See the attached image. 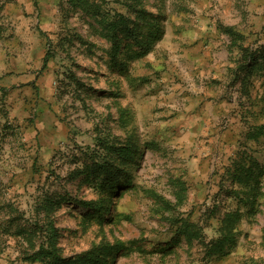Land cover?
Returning a JSON list of instances; mask_svg holds the SVG:
<instances>
[{
  "label": "rangeland",
  "instance_id": "374dc122",
  "mask_svg": "<svg viewBox=\"0 0 264 264\" xmlns=\"http://www.w3.org/2000/svg\"><path fill=\"white\" fill-rule=\"evenodd\" d=\"M50 222L68 264H264V0H0V264Z\"/></svg>",
  "mask_w": 264,
  "mask_h": 264
},
{
  "label": "trees",
  "instance_id": "16d2710c",
  "mask_svg": "<svg viewBox=\"0 0 264 264\" xmlns=\"http://www.w3.org/2000/svg\"><path fill=\"white\" fill-rule=\"evenodd\" d=\"M127 18H119L109 24L106 25V32H109V37L113 42V49L116 47L114 41L118 40V33L119 32H132L130 23L127 22ZM129 33V34H130ZM123 153H129L130 149L129 146L126 148L121 149ZM97 202H90L89 204L91 207L98 208V205L94 204ZM45 231V240L43 241L40 249L35 252L33 255L28 256L26 259L34 260V261H41L44 264H68L65 262V258H62L59 254V249L56 246V237H57V230L54 227L53 223H48ZM108 256L112 255L114 252L110 251L107 252Z\"/></svg>",
  "mask_w": 264,
  "mask_h": 264
},
{
  "label": "crops",
  "instance_id": "0c3cea01",
  "mask_svg": "<svg viewBox=\"0 0 264 264\" xmlns=\"http://www.w3.org/2000/svg\"><path fill=\"white\" fill-rule=\"evenodd\" d=\"M11 7L14 8V5L13 6L11 5Z\"/></svg>",
  "mask_w": 264,
  "mask_h": 264
}]
</instances>
